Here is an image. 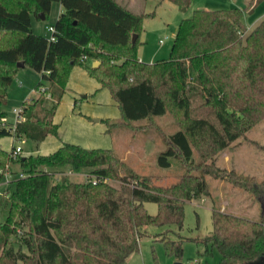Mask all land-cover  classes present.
<instances>
[{
  "label": "trees",
  "instance_id": "trees-1",
  "mask_svg": "<svg viewBox=\"0 0 264 264\" xmlns=\"http://www.w3.org/2000/svg\"><path fill=\"white\" fill-rule=\"evenodd\" d=\"M161 1L182 13L192 3ZM259 1L244 10L194 11L181 21L170 58L145 65L136 51L142 15L115 0H0V118L17 65L41 75L37 99L22 106L18 140L38 143L58 136L53 114L72 67L91 60L100 66L90 75L109 90L121 114L108 128L164 117L168 104L180 113V130L165 138L156 161L161 169L173 160L185 169L176 183L158 187L152 178L128 171L110 150L63 145L52 155L12 162L0 149V171L9 164L18 168L13 176H23L0 194V264H125L138 251L144 228L183 229L185 204L210 197L207 178L262 201L258 222L214 209L209 236L161 237L166 254L181 259L185 241L201 242L205 252L216 249L218 264H264V182L216 166L218 154L264 120V21L249 32L243 24L244 11L251 13ZM53 3L62 12L54 24L56 40L49 43L32 33L31 18L46 19ZM195 102L205 116H196ZM7 136L0 132V138ZM68 172L98 183H75L64 176ZM151 203L158 208L154 216L144 208Z\"/></svg>",
  "mask_w": 264,
  "mask_h": 264
},
{
  "label": "rangeland",
  "instance_id": "rangeland-1",
  "mask_svg": "<svg viewBox=\"0 0 264 264\" xmlns=\"http://www.w3.org/2000/svg\"><path fill=\"white\" fill-rule=\"evenodd\" d=\"M121 1V0H120ZM139 7L131 12L142 15V26L138 34L136 46L137 58L143 64H154L168 60L177 29L184 19H190L194 11H223L229 9H247L257 0H191L189 9L182 13L178 7L161 0H136ZM46 19L31 18L32 33L44 38L48 37L46 28L54 26L59 17L60 6L53 3ZM246 26L264 21V0L255 4L251 13L244 11ZM259 20V21H256ZM249 32V31H246ZM161 42V43H160ZM93 64H98L92 68ZM99 63L88 60L83 66L75 65L69 74L65 92L61 101L55 107L53 123L58 125V136H49L42 142L34 143L25 138L16 143L23 156H49L63 145H74L88 150L113 151L133 174L141 178H152L154 185L166 187L176 183L185 169L177 161H171V167L161 169L156 158L166 148L165 138L180 130L177 113L168 104L167 114L161 118L149 119L132 124V127H117L110 129L107 123L121 121L117 103L107 88L102 87L93 76L90 69H98ZM41 75L28 67L18 69L7 89L6 105L1 112L10 123L15 121L13 111H19L24 103L36 100L35 92ZM199 104L195 102L196 111ZM196 116H205V110L198 109ZM177 118V119H176ZM211 121L215 122L212 118ZM15 144L11 136L0 138V149L10 153ZM195 164L199 162L198 153L194 150ZM216 166L230 170L240 177L254 178L256 182H264V120L237 140L227 150L216 156ZM9 166V174L18 172V168ZM6 169V168H5ZM121 175H124L121 173ZM13 176V175H12ZM11 176V177H12ZM18 174L12 181L18 179ZM10 177V178H11ZM71 181L84 183L81 174L71 176ZM210 197L185 204L184 226L182 230L176 227L144 228L140 237L138 251L131 255L125 264H218L219 253L216 249H207L203 243L185 241L182 247V258L176 259L167 255L160 238L178 241L181 239H203L212 232V212L214 209L227 215L258 222L262 212V201H257L246 191L240 190L230 183L207 178ZM117 185L116 183H112ZM7 187L0 186V194ZM14 189L11 184L9 190ZM149 216L158 212L155 204H144ZM20 236V231H17ZM14 244V240L12 241ZM14 249L19 250L18 245ZM26 254V249H20ZM2 249H0L1 256ZM21 264V263H18Z\"/></svg>",
  "mask_w": 264,
  "mask_h": 264
},
{
  "label": "built area",
  "instance_id": "built-area-1",
  "mask_svg": "<svg viewBox=\"0 0 264 264\" xmlns=\"http://www.w3.org/2000/svg\"><path fill=\"white\" fill-rule=\"evenodd\" d=\"M45 30L48 33V37H47L48 42L49 43L55 42L56 39L54 37V34H55L54 26L46 28ZM86 59H87L86 56H83L81 59V62L85 61ZM22 112H23V107L19 111H13V115L15 117V121L13 123H10L5 117L0 118V132L10 133L11 137L13 138V142L15 144V146L11 148L12 151L9 153L10 154L9 158H10V161L12 162H16L22 156V153H23V150L19 146L16 145V143H20V140L17 139V133H15L17 124L22 122V117H21ZM0 176H2L0 186L2 184L4 186H8V184L12 182L11 179L13 176L9 174V166L6 167L4 171H0ZM64 176L71 177L75 175L68 172V173H65ZM82 177L85 178V182L90 181L93 185H96L98 183V180L92 176L82 175ZM18 178H23V176L19 175Z\"/></svg>",
  "mask_w": 264,
  "mask_h": 264
},
{
  "label": "crops",
  "instance_id": "crops-1",
  "mask_svg": "<svg viewBox=\"0 0 264 264\" xmlns=\"http://www.w3.org/2000/svg\"><path fill=\"white\" fill-rule=\"evenodd\" d=\"M118 4L122 5L123 7H125L128 11H132L133 9H137L136 7H139L138 6V3L136 0H115ZM62 9V7L60 6V10ZM62 11L59 12V14L61 13ZM244 14V13H243ZM256 21H259V20H256ZM260 23V22H259ZM258 22H255V25L251 24L250 26H246V20H245V16L243 18V24H244V27L246 29V31H251L253 28H255L256 25L259 24Z\"/></svg>",
  "mask_w": 264,
  "mask_h": 264
},
{
  "label": "water",
  "instance_id": "water-1",
  "mask_svg": "<svg viewBox=\"0 0 264 264\" xmlns=\"http://www.w3.org/2000/svg\"><path fill=\"white\" fill-rule=\"evenodd\" d=\"M40 19L43 20V16L39 15ZM137 40V36H133L132 38V43H135V41ZM98 66V64H93L92 68H96ZM24 64L21 62L20 64L17 65V69L23 68ZM175 264H179V263H175Z\"/></svg>",
  "mask_w": 264,
  "mask_h": 264
}]
</instances>
